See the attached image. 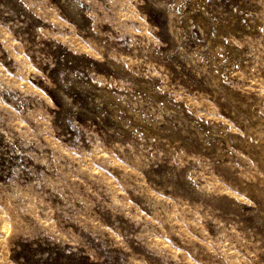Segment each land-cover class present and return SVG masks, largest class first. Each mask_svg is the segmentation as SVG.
<instances>
[{
	"label": "rangeland",
	"instance_id": "obj_1",
	"mask_svg": "<svg viewBox=\"0 0 264 264\" xmlns=\"http://www.w3.org/2000/svg\"><path fill=\"white\" fill-rule=\"evenodd\" d=\"M0 264H264V0H0Z\"/></svg>",
	"mask_w": 264,
	"mask_h": 264
}]
</instances>
